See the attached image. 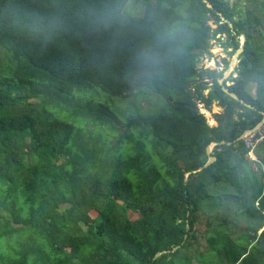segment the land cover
<instances>
[{
  "label": "trees",
  "instance_id": "1",
  "mask_svg": "<svg viewBox=\"0 0 264 264\" xmlns=\"http://www.w3.org/2000/svg\"><path fill=\"white\" fill-rule=\"evenodd\" d=\"M129 1L0 0V264H264V0Z\"/></svg>",
  "mask_w": 264,
  "mask_h": 264
},
{
  "label": "rangeland",
  "instance_id": "2",
  "mask_svg": "<svg viewBox=\"0 0 264 264\" xmlns=\"http://www.w3.org/2000/svg\"><path fill=\"white\" fill-rule=\"evenodd\" d=\"M148 1H152V0H148ZM146 0H130L126 7H125V11L127 13L133 14V15H142L143 11H144V6H145ZM241 41L243 40V37L240 39ZM213 53L215 55H227L229 56V54L226 52L224 47H221L220 44L216 43L212 49ZM215 55L211 58V56L204 55L201 58L200 64L205 63L207 66L209 65H214L216 66V62H217V58L215 57ZM232 58V56L230 57ZM0 59H3V51L0 49ZM217 68H219V66H216ZM214 67V68H216ZM222 68V67H221ZM220 68V70H221ZM234 75H236L237 73H233ZM208 90H206V92H208ZM145 92H147L145 94ZM104 94H106L103 91ZM144 95H147L144 97ZM158 93L156 91L151 90L150 88H148V86H143L138 93L133 96V97H120V96H114L112 98V100L109 101L110 105L112 106V108H114L119 115H127L131 110H134V104L136 102L141 101V105H142V109H146L148 107H151L152 110L157 109L158 105L160 104L161 100H158L157 97ZM142 99V100H141ZM129 102V104H128ZM200 108L203 112L205 111V107L203 105H200ZM222 108L219 109H214L215 111H221ZM222 113V112H221ZM207 114V113H206ZM211 120V119H210ZM209 121V120H208ZM214 122L216 123V121H211V123L214 125ZM250 149V148H249ZM256 152V148L254 150L250 149L248 156L253 159V160H259V157L255 154ZM253 153V154H252ZM247 220V216H242L239 217L237 219V222H240V224L245 223ZM233 223V221H232ZM231 223V225H232ZM234 227H232L233 229ZM234 231V230H233Z\"/></svg>",
  "mask_w": 264,
  "mask_h": 264
},
{
  "label": "water",
  "instance_id": "3",
  "mask_svg": "<svg viewBox=\"0 0 264 264\" xmlns=\"http://www.w3.org/2000/svg\"><path fill=\"white\" fill-rule=\"evenodd\" d=\"M209 6H212V4L209 3ZM242 37H243V40L241 41L240 47L236 50V52H235L234 55L232 56L231 61H230V64H229V66L227 67V69L225 70L223 76L219 77V82H220L221 84H223L224 81L227 80V79L230 77V75L233 73L235 67L238 65V63H239V61H240V54L244 51V46H245V40H246V36H245V34H243ZM211 67H212V66H211ZM230 83H231V82H230L229 80L226 81V85H224V90H225L228 94H230L231 96H233L236 100H239L240 102H242V103H244V104H246L247 106L250 107V106H251L250 103L246 102L245 99L240 98V97H239L234 91L230 90V89L227 87V85H229ZM236 105L238 106V104H236ZM263 114H264V112H263ZM262 125H264V117H263L262 120H261L258 124H256L255 126H253V127H251V128H248V129L244 130V132H243V133L237 138V140H241V139H243V138L246 136L247 133H249V132H251V131H254V130L260 128ZM221 142H222V143H231L230 141L228 142V141H226V140H223V141H221ZM213 143H214V145L217 144V142H213ZM214 145H212V143H211V144H209V145L207 146V153H208V155H209V160L206 162V164H205L204 166H202V167L199 168L200 170L203 169L205 166L210 165L213 161L216 160V156L212 154V151H213V147H214ZM188 175H189V172L186 173V179H187ZM187 228L189 229V224L187 225ZM179 247H180V245H177V246H175V247L173 248V250H176V249L179 248ZM166 251H170V250H162V251H159V252L157 253L156 256H158V255H160V254H162L163 252H166Z\"/></svg>",
  "mask_w": 264,
  "mask_h": 264
},
{
  "label": "crops",
  "instance_id": "4",
  "mask_svg": "<svg viewBox=\"0 0 264 264\" xmlns=\"http://www.w3.org/2000/svg\"><path fill=\"white\" fill-rule=\"evenodd\" d=\"M231 49V48H230ZM216 66H219V70H220V68L222 67L223 68V66L221 65V64H218L217 62H216V64H215ZM211 66V65H210ZM216 66H214V67H216ZM217 68V67H216ZM221 68V69H222ZM234 71H235V69H234ZM233 71V72H234ZM248 89H249V91L250 92H252L254 95H256V93H257V83L256 82H253V81H251L250 83H249V85H248ZM219 109V108H222L221 109V111H215L214 109ZM225 110V108L223 107V106H221V105H219V102L218 101H214V103H213V105H212V108L211 109H206L205 108V113H207V116H208V122L210 123V125H212V126H215V125H218L219 124V120H218V117L216 116L217 115V113H221V112H223ZM211 119V120H210ZM211 121H216V123L214 122V125L211 123ZM212 145H214V143H212ZM214 148V147H213ZM255 154L259 157V155H258V153H256L255 152ZM256 167V166H255Z\"/></svg>",
  "mask_w": 264,
  "mask_h": 264
},
{
  "label": "built area",
  "instance_id": "5",
  "mask_svg": "<svg viewBox=\"0 0 264 264\" xmlns=\"http://www.w3.org/2000/svg\"><path fill=\"white\" fill-rule=\"evenodd\" d=\"M243 139L246 146L254 150L260 145L261 142L264 141V125L254 131L247 133Z\"/></svg>",
  "mask_w": 264,
  "mask_h": 264
},
{
  "label": "bare ground",
  "instance_id": "6",
  "mask_svg": "<svg viewBox=\"0 0 264 264\" xmlns=\"http://www.w3.org/2000/svg\"><path fill=\"white\" fill-rule=\"evenodd\" d=\"M214 66V65H213ZM253 154V153H252Z\"/></svg>",
  "mask_w": 264,
  "mask_h": 264
}]
</instances>
